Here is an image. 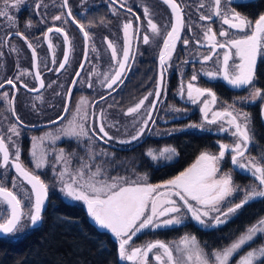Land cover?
Listing matches in <instances>:
<instances>
[{
  "label": "snow or ice",
  "instance_id": "6c2138e0",
  "mask_svg": "<svg viewBox=\"0 0 264 264\" xmlns=\"http://www.w3.org/2000/svg\"><path fill=\"white\" fill-rule=\"evenodd\" d=\"M161 2L171 11L170 20L163 26V29L154 21V13L148 5L141 6L143 10V18H141L131 7H126L127 0H106L107 8L112 15H118L119 7L135 18V20L129 18L122 22V47L109 37H104L103 43L111 52L112 68L110 73L102 74L104 79L101 83L108 90V95H112L124 84L126 73L131 70V63L135 60L133 40H138L143 33V43L148 45L152 42V37L147 34L148 32L152 33L153 37L163 36V44L158 55L160 72L155 89L144 95L134 106L127 108L123 115L131 116L136 121L142 109L147 107V111L143 119L136 121L139 126L136 127L135 134L131 135L128 140L118 141L121 144L139 141L146 132L151 131L149 124H155L153 113L166 91L167 68L177 44L182 41L187 47L190 43L182 36L185 28L189 32L193 31L192 24L185 21L184 5L180 0H161ZM24 3L25 0H0V19L7 21L10 28H16L12 10L19 11ZM86 4L87 0H81V8H85ZM250 4L251 0H199L198 2L197 7L206 8L208 14H200L199 20L205 24L196 25L203 32L204 43H201L200 39L195 42L200 47H207L209 52L199 58V63L202 65L201 72L194 70L186 83L181 73L179 94L181 97L186 95L190 103L200 105L202 122L200 124L189 123L185 127L205 130V124L217 125L219 133L231 136L232 142H219L218 154L207 150L202 151L195 163L170 179L152 184L148 182L147 174L137 175L134 180L121 176L108 177L106 169L101 164H95L93 167L97 157L109 155L103 149L99 152L95 151L94 141L108 143L114 137L107 131L103 110L98 115L95 111L88 112V108L94 109L98 102L90 104L86 97H81L77 102L72 118L59 130L57 135L46 134L31 138L30 157L34 167L30 168L22 160L18 143L21 135L18 125H21L22 121L17 116L14 106L10 107L8 110L16 116V121L9 125L6 135L0 133V170H3L0 171V177L5 181L0 183V238L15 237L18 233L26 232L30 228L35 229L42 224L43 213L49 199L50 185L36 170L43 169L48 164L50 153L45 147L46 141L51 140L55 144L62 137L76 139L78 142L86 140L87 144L83 147L87 159L80 157V165L73 169L71 164L76 152L68 153L61 148L55 153L52 169L59 192L67 200L82 203L93 225L111 234L116 242L120 261H125L127 264H153V262L154 264H230L231 259L246 245L264 234V217H261L255 224L241 232L230 244L222 249H214L211 255L205 251L193 234H185L175 242L154 240L141 246H132L134 237L146 229L154 231L160 228L185 226L189 218L201 228H217L228 223L230 218L236 216L251 202L264 200V152L259 157L249 154L251 145L256 143L251 114L238 107L235 101L217 109L218 97L215 91L210 87H201L194 83L202 74L209 80H222L231 88L247 89L248 95L239 99L241 105L258 100L264 101V89L255 84L258 60L264 58V13L259 14L258 18L253 21L244 13L236 10ZM42 6H45L43 0H37L34 5L37 14ZM60 6L65 12L53 15L52 25L42 33L43 41L47 43L48 50L52 54V64L58 63L59 65L47 70L60 73L66 70L70 63V54L73 51L72 40L65 28L56 23L67 24L69 21L75 25L83 37L84 57L79 65L82 70L88 61L89 44L92 40L90 28L96 25L91 21L87 24L81 21L78 15L73 13L69 0H61ZM213 18L220 22L221 27L218 33L211 24L207 23ZM144 21L147 22L146 29ZM44 22L41 20V23ZM101 23H104L103 18H101ZM26 27H32L30 21ZM52 33L63 38V59L60 61H57L55 56V45L50 35ZM12 34L24 41L31 51L32 68L35 70L34 80L38 86L30 87L26 83L19 82L20 76L28 74L26 70H22L20 76L15 79L9 78L0 83V88L8 84L14 90L11 97L7 92L0 96V99L8 105L14 104L15 92L19 88L39 92L46 86H52L51 84L45 85L39 71L36 46L23 32L17 29L14 33L6 34L4 45H7ZM218 37L223 39H218ZM91 50L97 51L94 46ZM219 50H223L222 55ZM10 51L17 52L18 50L13 45ZM214 57L216 58L215 68L205 69L203 66L212 61ZM189 62L187 59L183 61L184 64ZM93 74L101 75L95 70ZM80 75V71L75 72V77L78 78ZM76 83L78 80L74 78L72 85ZM91 86L89 83V87ZM72 94L73 88L69 87L64 94L65 114L69 112ZM149 97L154 98L149 100ZM100 99L104 100L106 97L101 96ZM170 110L176 113L186 111V109L177 107H171ZM261 115L264 117V104L261 105ZM90 118L92 123H88ZM65 119L66 116L62 115L52 123L62 122ZM184 130V128L174 129V131ZM167 135H172V133L168 132ZM177 155L178 152L174 146L149 147L142 153V163L149 167L156 165V170L159 171L161 168L168 167L166 162L172 161ZM229 155L232 169L223 172L222 162ZM57 165L60 167L58 168ZM234 169L249 174L253 182L243 188L236 185L232 174ZM10 170L15 173L11 177V187L6 183ZM22 184L27 185V189H22ZM241 191L243 196L239 202H236L232 198ZM61 223H71V220L65 217L61 219ZM236 264H264V245L250 248L240 256Z\"/></svg>",
  "mask_w": 264,
  "mask_h": 264
},
{
  "label": "flooded vegetation",
  "instance_id": "af4514ba",
  "mask_svg": "<svg viewBox=\"0 0 264 264\" xmlns=\"http://www.w3.org/2000/svg\"><path fill=\"white\" fill-rule=\"evenodd\" d=\"M259 1L260 0H251L249 6L241 7L236 10L244 13L254 21L258 18L259 14H257L253 8ZM36 2L37 0H25V3L20 7L19 11L15 9L12 10V15L15 17L16 28H10L7 21L0 19V83H3L9 78L15 79L17 76H20L22 70H26L28 74L20 76L19 82L26 83L30 87L38 86L34 80L35 70L32 68L31 51L27 48L24 41L12 34L8 39L7 45L5 46L3 43L6 34L14 33L18 29L36 46L39 58V71L41 72L42 79L44 80L45 85H52L51 87L46 86L45 88L40 89L39 92L19 88L18 91L15 92L13 105H8L4 100L0 99V133L6 135L9 125L15 123L16 116H13L11 111L8 110L10 107L14 106L17 116L22 121V124L18 125L21 132L18 143L21 148L22 160L26 165L30 167L29 164H32L30 161L31 140L29 136L25 137L24 133H33L39 135L37 137H40L44 136L43 134H39L41 131H48L51 128L61 126L64 123L67 125L68 120L72 118L76 104L81 97H86L90 104L98 102L94 109L89 107L88 112L91 113L95 111L98 115L101 110H103L106 117L107 131L114 137V139L108 143L94 141V145H99L115 152L137 153V157L142 158V153L145 152L144 149L146 148H159L164 146L176 147L177 140L187 136H194L199 139L210 141L211 145L216 143L220 138H223L219 135L222 133H219L217 125L205 124V130L187 129L185 126L189 123L200 124L202 122V114L199 110L200 105L190 103L187 100L186 95L181 97L179 94L182 79L181 73L183 74V79L186 83L187 80L190 79L194 70L198 73L201 72L202 65L199 63V58L209 52L207 47H200L195 42L197 39H200L201 43H204L202 39L203 32L199 27H196V25L205 24V22L199 20L200 14H208L206 8L199 9L197 7L199 0H180L184 5L183 11L185 21L191 23L193 26L192 32H189L187 28H185L182 33L183 38L188 39L190 43L187 47H185L182 41L177 44L171 63L167 68L166 91L161 97V102L157 104L156 110L153 113L155 124H149L151 131L146 132L139 141H134L128 144H121L118 141L128 140L131 135L135 134L136 127L139 126L136 121L144 118V113L147 111V107L142 109L141 115L136 118V121H134L131 116L123 115V112L126 111L127 108L134 106L144 95H147L150 91L155 89L156 80L158 79L160 72L158 55L160 47H162L163 44V36L153 37V34L148 32L147 34L152 37V42L148 45L143 43V33L138 40H133L132 47L135 50V60L131 63V70L126 73L124 84L121 85L116 92H113L112 95H108V90L105 88L104 84L101 83L104 79L102 74L105 72L110 73L112 68L111 52L107 50V45L103 43L104 37H109L112 41L117 42L118 45L122 47V22L129 18L135 20V18L131 17L129 12L118 6V15H112L107 8L106 0H87L85 8H81V0H69V5L73 13L77 14L81 21L86 24L91 21L96 26L90 28L92 40L89 44L88 61L86 62L85 67L81 70L79 65L84 57L82 34L79 33V30L70 21L67 24L56 22L68 32L73 46V51L70 54V63L66 67V70L56 73L47 70L48 68L58 67L59 65L58 63L56 65L52 64V54L48 50L47 43L43 41L42 33L48 26L52 25L53 22L51 17L60 14L61 12H65V10L60 6L61 0H43L45 6H42L39 9V14H37V10L34 7ZM142 5H148L150 7V10L154 13V21L161 27V29H163V26L168 23L171 17V11L167 5H164L161 0H127L126 3V7H131L133 11L141 16V18H143ZM101 18H103L104 23H101ZM41 20H44L45 22L41 23ZM29 21L32 24L31 28L26 27V24ZM207 23L211 24L213 29L218 33L221 27L219 20L213 18L212 21ZM224 27L226 28L227 26ZM144 28H147L146 21H144ZM50 35L52 42L55 45L56 59L57 61H60L63 59V38L56 33ZM218 39L223 38L218 37ZM13 45L17 48V52L10 51V48ZM93 46L96 48V52L91 50ZM219 51L222 55L223 50ZM185 59L190 62L184 64L183 61ZM215 60L216 58L214 57L212 61H209L203 67L205 69L215 68ZM261 64H264V58L258 60L257 74ZM94 70L101 73V75H94ZM76 71H80L81 75L77 78L78 83L72 87L73 94L70 102V109L67 114H64L66 119L62 122H57L49 127L41 129L28 128L51 123L52 121L57 120L59 116L63 115V105L65 103L64 94L71 86ZM257 79L256 76V80ZM53 81H55V83H52ZM89 83H91V87H89ZM194 83L201 87H210L215 91L218 97L216 108L222 103L230 104L233 100H239L241 97H244L248 91L247 89L231 88L222 80H209L202 74ZM13 91L14 90L10 85L5 84L3 88H0V96H3V94L7 92L11 97ZM57 93H60V95H57ZM101 96H105L106 99L101 100ZM37 97H40V99H37ZM153 98L154 97H149V100ZM237 102L238 101H236V103ZM262 104V101H256L254 103L242 104V107L249 111L251 116L257 109L262 122ZM171 107L186 109V111L176 113L170 110ZM88 123H92L91 118ZM180 128H184L185 130L174 131V129ZM57 132L59 133V131ZM168 132H171L172 135H167ZM58 133H56V135ZM51 135L55 136L54 134ZM46 142V144H50L51 149L55 147L56 149L54 150L56 152L59 151L64 144V146L67 147V151L73 150L76 153L85 152L83 145L87 144L86 140L78 142L76 139H69L66 137L57 140L55 144H53L51 140ZM176 158L177 157L167 163L176 162ZM234 171L238 176L252 178L249 174H246L239 169H234ZM157 172L159 171L156 170L155 165L153 173L155 174ZM14 175L15 173L13 170L8 172L6 183L9 187H11V177ZM4 182V179L0 177V183ZM150 183L156 184L160 182L150 181ZM21 188L27 189V185L22 184ZM50 195L51 194L49 193L48 202L50 200ZM212 229L213 228H207V230Z\"/></svg>",
  "mask_w": 264,
  "mask_h": 264
},
{
  "label": "trees",
  "instance_id": "16d2710c",
  "mask_svg": "<svg viewBox=\"0 0 264 264\" xmlns=\"http://www.w3.org/2000/svg\"><path fill=\"white\" fill-rule=\"evenodd\" d=\"M264 13V0L253 8ZM256 84L264 89V64L258 69ZM257 151L264 152V125L258 110L252 114ZM176 162L154 172V166L146 167L151 182H161L177 175L190 165L202 150L212 148L210 141L187 136L177 140ZM167 163V162H166ZM43 223L39 228L27 230L16 239L0 238V264H121L117 245L106 231L97 229L80 206L66 201L57 194L50 195ZM264 216V200H256L245 206L240 213L223 227L203 230L185 225L162 234L159 239L174 238L182 232L193 234L207 249H220L235 239L256 220ZM71 223H61L62 218ZM171 233V234H170ZM259 240L245 247L240 254L256 246ZM239 254V255H240ZM238 255V256H239Z\"/></svg>",
  "mask_w": 264,
  "mask_h": 264
},
{
  "label": "rangeland",
  "instance_id": "374dc122",
  "mask_svg": "<svg viewBox=\"0 0 264 264\" xmlns=\"http://www.w3.org/2000/svg\"><path fill=\"white\" fill-rule=\"evenodd\" d=\"M247 95H248V91L245 94V96H247ZM234 101L235 102L238 101L237 102V106L243 108L242 105L239 104V100H233L232 103ZM262 103L264 104V101H262ZM226 105H227L226 103H222V104H220V106H217V109H220L222 106H226ZM65 124L66 123L62 124L61 126H58V127H55V128H51L48 131H45V130L44 131H41V133H39V134H43V135H45V134H54V135H56V133H58L57 131H59L62 127H64ZM219 135H220V137H223V138L222 139L220 138L219 140H217L216 143H213L212 144V148L206 149L207 151H211V152H213L215 154H218L219 142H224V143H231L232 142V137L229 136L228 134L222 133V134H219ZM24 136L25 137H28L29 136V138L31 140V138L33 136H36L37 137L39 135H37V134L35 135L33 133H26L25 132L24 133ZM225 137H227V138H225ZM46 143H45V147L47 148V150L50 153V155L48 156V164L46 165L45 168L38 169L36 171L41 176V178L50 185V192L49 193L51 195L52 194H57V195L61 196L62 198H64L61 195V193L59 192V186L57 184V180H56V177L53 174V169H52V164L55 162V153H56V151L54 149H56V148L53 147V149H51L50 144H46ZM61 148L65 149V151L68 152V153L75 152L73 150L67 151V147H65L64 144H63V146ZM101 149H103L109 155L107 157H97L96 160H95V162H94L93 167H95V164H101L103 166V168L106 169L108 177L121 176V177H127L129 179L134 180V179H136L137 175L147 174V176H148V182L150 183V178L151 177L148 175L149 171H146L145 170V168L148 167V165L145 164V163H142V158L141 157H137V153H119V152H115V151H112L110 149H106L104 147H101L99 145H95V151L99 152ZM256 149H257V147H256V144L254 143L250 147L249 154L252 155V156H257V157L261 156L262 152L261 151H257ZM144 150L146 151L147 148L144 149ZM203 151H205V150H203ZM199 154H198V156H199ZM80 157H84L85 159H87L86 151L85 152H82V153H80V152L79 153H76V156L72 159V164H71V167L73 169L76 168V167H78L80 165V162H81L80 161ZM197 157L193 160V162L191 163V165L193 163H195ZM230 160H231V157L229 155V156L226 157L225 161L222 162L221 167H222V171L223 172H227L230 169H232V167L230 165ZM30 161H31V157H30ZM29 165H30L31 168L34 167L32 164H29ZM57 167L59 168L60 166L57 165ZM232 174H233V179H234L235 184L236 185H239L241 188L246 187V186H248L249 184H251L253 182V178H247V177H244V176H238L234 170H233V173ZM242 196H243V192L241 191V192L236 193L233 196L232 199H234L236 202H239V199ZM65 200L68 201V202H70V203H72V204H75L77 206H80L81 208H83V210L86 213V209H85V207H84V205L82 203H80V202H72V201L67 200V199H65ZM86 216H87V214H86ZM236 216L230 218L229 221H231ZM87 218L91 222V220H90V218L88 216H87ZM258 220H256L252 224H255ZM226 224H224V225H226ZM186 225H192V226H194L196 228L203 229V230H207V228H201L200 226L196 225L195 222L190 221V218H189V221L186 222ZM224 225H221L220 227H223ZM180 227H183V226H180ZM180 227H175V228H160V229H156L154 231L153 230L146 229L143 232L139 233L136 237H134V239H133V245L132 246L133 247L141 246V245H144L145 243H147L149 241H154V240H161V241H164V242H175V241H178L182 236H184L185 234H188V233L187 232H182L180 235L175 236L174 238L172 237L170 239L167 238V237H170V236H167L164 239H159V236L162 235V234H166V233L172 232L174 230H177ZM220 227L213 228V229H218ZM20 234L21 233H18L15 237H10V238L16 239ZM113 240H114V238H113ZM256 240H259V243L256 244L255 247H259L260 245H264V234L259 235L254 241H256ZM253 242H251V243H253ZM230 243L231 242H229L228 244H230ZM200 244L205 249V251L209 255H211V252L214 249H212V250L207 249V248L204 247V245L202 243H200ZM247 246L248 245H246L245 247H247ZM255 247H253V248H255ZM222 248H220V249H222ZM240 252L237 253L231 259L230 264H236V262L240 258V256L243 255V254H245L247 251L244 252V253H242V254H240ZM121 264H127V262L121 261ZM153 264H154V262H153Z\"/></svg>",
  "mask_w": 264,
  "mask_h": 264
},
{
  "label": "water",
  "instance_id": "95a60500",
  "mask_svg": "<svg viewBox=\"0 0 264 264\" xmlns=\"http://www.w3.org/2000/svg\"><path fill=\"white\" fill-rule=\"evenodd\" d=\"M75 79H77V77H75ZM70 87H73V85H72V83H71V86ZM64 114L65 113H63V116H64ZM261 117H262V115H261ZM262 119V122H263V124H264V117H262L261 118ZM53 124H55V123H48V124H44V125H39V126H36V127H28V128H30V129H41V128H44V127H49V126H51V125H53ZM47 205H48V201H47V204H46V209H47ZM46 209H45V211H46ZM45 211H44V213H45ZM43 213V214H44ZM43 223V222H42ZM42 224H40V225H38L36 228H39L40 226H41ZM35 228V229H36ZM29 230H33L32 228H30ZM5 238V237H4ZM118 260H119V258H118ZM119 262H121L120 260H119Z\"/></svg>",
  "mask_w": 264,
  "mask_h": 264
}]
</instances>
